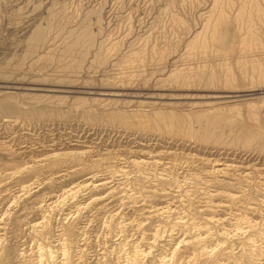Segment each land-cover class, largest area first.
Masks as SVG:
<instances>
[{"label":"rangeland","instance_id":"obj_1","mask_svg":"<svg viewBox=\"0 0 264 264\" xmlns=\"http://www.w3.org/2000/svg\"><path fill=\"white\" fill-rule=\"evenodd\" d=\"M253 1L0 0V100L13 96L22 107L16 117L0 115L1 264H41L40 247L45 257L55 254L43 264H63L64 240L68 264H126L136 247L150 251L144 264L164 256L189 264L193 250L178 241L196 232L195 223L216 236L226 226L234 231L244 214L264 228V0ZM217 18L221 34L202 47L201 38L211 37L206 24ZM85 23L97 43L85 57L64 55ZM42 26L47 46L36 50ZM198 32L204 36L194 39ZM58 153L64 162L53 167L48 156ZM227 165L224 174L211 172ZM105 180L106 188L96 186ZM111 186L118 189L110 196ZM66 187L78 192L65 195ZM220 190L239 200L209 198ZM95 194L102 202L92 201ZM167 205L171 217L151 212ZM216 214L230 224L205 223ZM180 217L192 223L176 224ZM42 218L46 231L33 227ZM155 230L158 245L150 249ZM220 245L190 264H247L234 256L247 246L234 243L231 260Z\"/></svg>","mask_w":264,"mask_h":264},{"label":"bare ground","instance_id":"obj_2","mask_svg":"<svg viewBox=\"0 0 264 264\" xmlns=\"http://www.w3.org/2000/svg\"><path fill=\"white\" fill-rule=\"evenodd\" d=\"M257 1V0H256ZM252 5H254V1L252 0ZM216 4V3H215ZM256 4V3H255ZM258 6V5H257ZM256 6V8H255V6H254V8L255 9H258V7ZM244 8H245V6H243ZM249 7V6H248ZM253 7V6H252ZM244 8H241V10L242 9H244ZM247 8V7H246ZM245 10V9H244ZM247 10V9H246ZM258 11L260 12V10L258 9ZM244 12V11H243ZM248 12H250V11H248ZM256 12H257V10H256ZM247 13V12H246ZM220 15L221 16H224V12L223 11H221L220 12ZM243 16V14L241 15V17ZM98 19V18H97ZM95 20V19H94ZM93 21V20H92ZM91 21V22H92ZM96 22V21H95ZM97 23V22H96ZM100 23V22H99ZM99 23L97 24V25H99ZM86 24V23H85ZM92 25V24H91ZM91 25H90V23L88 24H86V26L85 27H83L84 29L81 31V33L80 34H78L73 40H71L70 42H68L65 46H64V50L63 51H65L64 52V55H66V54H68V55H74V54H81V55H85L84 53L86 52V51H89V49H91L95 44V42H94V40L96 39L95 37V33H93V29L91 28ZM93 26V25H92ZM96 26V25H95ZM94 26V27H95ZM99 27V26H98ZM219 27H220V25H219V21H218V18H217V20L215 21V22H210V24H206V26H205V28H207V29H210L211 31V37H209V39L207 38V37H205L204 36V34H202V32H198L199 34H197V36L194 38V39H199L200 37H201V35H203L202 37L203 38H201V42H200V44L202 45V47H209L208 45H209V43L211 42V40H214V38H216V33H218V32H220L219 31ZM38 29H39V27L36 29V31H35V33H34V40H36V41H32V44H34V47L36 48V50L38 49V47L40 46V45H44V46H47V45H45V43L46 42H44L43 40H42V38H43V35H44V32H45V28L42 26L41 28H40V30L38 31ZM207 29H205L206 31V34H208L207 33ZM38 32V33H37ZM209 32V31H208ZM210 32H209V34H210ZM97 33V32H96ZM102 34V33H101ZM218 34H221V32L220 33H218ZM224 34V33H223ZM249 35V34H248ZM95 36V37H94ZM206 36H210V35H206ZM98 38V37H97ZM249 38H252V37H249ZM244 39H246L247 40V38L245 37ZM40 40V41H39ZM98 41V40H97ZM198 41V43H199V40H194V42L196 43ZM243 41V40H242ZM67 42V41H66ZM247 42V41H246ZM42 43V44H41ZM64 43H65V41H64ZM63 43V44H64ZM97 43V42H96ZM192 43V42H191ZM212 43V42H211ZM103 42H101L100 43V47H99V50L101 51L102 50V47H103ZM43 45L42 46H40V47H42L43 48ZM193 45H194V43H193ZM59 46H61V45H59ZM133 46V45H132ZM192 46V45H191ZM200 46V45H199ZM242 46V45H241ZM32 47V46H31ZM33 47V48H34ZM51 47V46H50ZM195 47H196V45H195ZM49 48V47H48ZM59 48V47H58ZM197 48V47H196ZM29 49V48H28ZM53 49V48H52ZM61 49H63V48H61ZM35 50V51H36ZM29 51H30V49H29ZM196 51V50H195ZM199 51V50H198ZM205 51V50H204ZM28 52V51H27ZM31 52V51H30ZM190 52V51H189ZM63 53V52H62ZM49 54V53H48ZM89 54V53H88ZM95 54H97L98 55V52L97 53H95ZM94 54V55H95ZM100 54H101V52H100ZM61 55V54H60ZM139 55V54H138ZM137 55V56H138ZM36 56V55H35ZM62 56V55H61ZM82 56V57H83ZM85 56H87V55H85ZM84 56V57H85ZM60 57V56H59ZM63 57V56H62ZM81 57V58H82ZM94 57V56H93ZM116 57V56H115ZM136 57V56H135ZM141 57V56H140ZM197 57V56H196ZM69 58V57H68ZM134 56H130L129 58H128V60H127V62H132V61H134ZM137 59H139V57H136ZM73 59V58H72ZM86 59V58H85ZM40 60V59H39ZM53 60V59H52ZM61 60V59H60ZM69 60V59H68ZM71 60V59H70ZM95 60V59H94ZM125 60V59H124ZM142 60V59H141ZM79 61V60H78ZM81 63H82V61H80ZM253 62V61H252ZM252 62H251V64H252ZM23 63V62H22ZM75 63V62H74ZM94 63V62H93ZM133 63V62H132ZM258 63L256 64V63H254V67H256L255 68V70L256 71H259V72H261L262 71V67H261V65L259 64L258 66ZM78 66H79V63H78ZM77 66V67H78ZM80 67V66H79ZM63 68V67H62ZM122 69V68H121ZM64 70V69H63ZM71 70V69H70ZM254 71V70H253ZM65 72V71H64ZM187 72V71H186ZM79 73V72H78ZM261 74V73H260ZM69 75V74H68ZM82 75V74H81ZM175 74H173L172 75V77L174 76ZM127 76V75H126ZM176 76V75H175ZM187 76V75H186ZM192 76V75H191ZM121 76H119V78H120ZM52 78V77H51ZM126 78V77H125ZM178 78H180V77H178ZM184 78V77H183ZM211 79H213V78H211ZM210 79V80H211ZM56 80V79H55ZM80 80V79H79ZM108 83V82H107ZM110 85V84H109ZM117 85V84H116ZM12 97V98H11ZM11 97H9V98H4V99H2V100H0V115H4L5 117H16V115H18L19 113H21L22 112V107H21V105H20V103L19 102H17L14 98H13V96H11ZM61 98V97H60ZM107 100V99H106ZM84 101V100H83ZM78 102V101H77ZM76 102V103H77ZM80 102V101H79ZM29 103V102H28ZM103 104V103H102ZM210 104V103H209ZM57 106V105H56ZM43 107V106H42ZM89 110V109H88ZM90 110H92L91 108H90ZM90 110H89V112H90ZM30 111V110H29ZM58 111V110H57ZM62 111V110H61ZM93 111V110H92ZM24 112V111H23ZM32 113L34 112H41V113H44L45 114V112H44V110L43 109H41V110H33V111H31ZM87 112V111H86ZM113 113V112H112ZM118 113V112H117ZM40 114V113H39ZM125 115L124 116H127V117H129L130 115L129 114H127L126 115V113H124ZM137 114V113H136ZM35 115H36V113H35ZM115 115V114H114ZM133 115V114H132ZM138 115H140V114H138ZM143 115V114H142ZM137 116V115H136ZM144 116V115H143ZM147 116V115H146ZM159 116V115H158ZM59 117V116H58ZM142 117V116H141ZM160 117V116H159ZM167 117V116H166ZM126 118V117H125ZM130 118V117H129ZM174 118V117H173ZM172 118V119H173ZM158 119H160V118H158ZM142 120H144V119H142ZM150 120V119H149ZM170 120V119H169ZM7 121V120H6ZM8 121H10V120H8ZM149 122H151V121H149ZM165 122V124L167 125V126H173V122L174 121H164ZM181 122V121H180ZM142 123V122H141ZM148 123V122H147ZM177 123V122H176ZM144 124H145V122H144ZM159 124V123H158ZM164 124V125H165ZM182 124V123H181ZM146 125H150V124H146ZM176 125H178V124H176ZM167 126H165V127H167ZM180 126V125H179ZM177 127V126H176ZM178 128V127H177ZM173 129V128H172ZM171 132V131H170ZM164 147V146H163ZM56 153V152H55ZM60 153V152H59ZM54 154V155H51V156H48V157H51L52 159V161H51V164H52V166L53 167H55V166H60L61 165V163H63L64 161H63V158H62V155L60 156V154ZM75 153V152H74ZM172 154V153H171ZM67 155V154H66ZM78 156V155H77ZM46 158V157H45ZM47 159V158H46ZM76 159V158H75ZM45 160V159H44ZM63 161V162H62ZM136 165H139V166H143L145 163H147V161H145V160H134L133 161ZM157 162V161H156ZM46 163V162H45ZM152 163V162H151ZM41 164V163H40ZM48 164H50L49 162H48ZM65 164V163H64ZM97 164V163H96ZM67 165V164H66ZM98 165V164H97ZM96 165V166H97ZM214 166H218L217 164H215ZM213 166V168H212V170H211V172L212 173H217V172H222L223 173V170L224 169H227L228 170V168L230 167V165H227V167H225V168H216V167H214ZM34 167V166H33ZM137 167V166H136ZM21 168V167H20ZM52 168V167H51ZM53 169V168H52ZM13 171V170H12ZM19 171V170H18ZM81 171V170H80ZM172 171V170H171ZM11 172V171H10ZM153 172V171H152ZM224 174V173H223ZM260 174V173H259ZM8 175V174H7ZM26 175V174H25ZM163 175V174H162ZM168 175V174H167ZM217 175V174H216ZM157 176V175H156ZM159 176V175H158ZM158 176H157V179H158ZM164 176H162V177H160L159 179L161 180H163V183L165 182L166 184L168 183V181H169V179H168V181H167V179H165V178H163ZM170 178V177H169ZM118 179V178H117ZM156 179V180H157ZM109 180V179H108ZM107 180V182H106V180L104 181V182H102L101 184H97L96 186H100V187H105L106 188V186L110 183L109 181ZM161 180V181H162ZM80 181V180H79ZM167 181V182H166ZM170 181H172V180H170ZM145 182V181H144ZM221 182V181H220ZM220 182H218V183H220ZM223 182V181H222ZM78 183V182H77ZM77 183H76V185H77ZM82 184V183H81ZM81 184H79L78 186H80V187H82L83 188V184L81 185ZM214 184V183H213ZM227 185H229V186H232L233 187V183H231V182H227L226 183ZM24 185V184H23ZM74 185V184H73ZM87 185H89V183L87 184H85V186H87ZM113 185V184H112ZM115 185V184H114ZM161 185V184H160ZM116 186V185H115ZM115 186H111V187H109L110 189H108V190H110L109 191V194H110V196H111V194L112 193H114L115 191H117L116 189H118L117 187H115ZM214 186H215V184H214ZM23 187V186H22ZM26 187H28V188H25V189H22V190H29V187H30V184H29V186H26ZM76 187V186H75ZM119 187V186H118ZM66 188H69V187H66ZM76 188H69V190L67 189H65V191H64V194L66 195H68V194H73V193H75V191H77V190H75ZM78 189H81V188H79L78 187ZM75 190V191H74ZM159 190V189H158ZM30 191V190H29ZM222 191H223V189H222ZM221 190L220 191H216V193L214 192V193H208L209 194V198H218V197H224V196H226L225 198L227 199H230V200H232L233 202H236V201H238L239 200V194L237 195L236 193H233V192H229V193H226V192H222ZM78 192V191H77ZM120 192V191H119ZM123 194H125L124 196H126V193H123ZM161 194V193H160ZM164 194V193H163ZM96 195V194H95ZM165 195V194H164ZM241 195V194H240ZM128 196V195H127ZM104 196L102 195H96L94 198H93V202L95 201V202H97V201H101V200H103L104 198H103ZM188 197V196H187ZM40 199V198H39ZM58 201V200H57ZM212 201V200H211ZM231 201V202H232ZM56 202V201H55ZM102 202V201H101ZM213 202V201H212ZM211 203V202H210ZM51 204V203H50ZM124 204V203H123ZM213 204H215V207H217V209L218 208H222L223 209V207H225L224 205L225 204H223L222 202H217V203H214L213 202ZM241 204V203H240ZM209 204H207V206H208ZM226 205H229V204H226ZM213 206V205H212ZM250 206V205H249ZM214 207V206H213ZM227 207V206H226ZM41 208V207H40ZM205 208H207V207H205ZM250 208V207H249ZM154 209V208H153ZM208 209V208H207ZM212 208H210V210H211ZM215 209V208H214ZM227 209V208H226ZM226 209H224V210H226ZM174 208L172 209L171 207H170V205H167V206H160V207H158V208H156V209H154V211H151L152 213H154V214H157V215H160L161 217H168L169 216V214H171L172 215V213H174ZM190 210V209H189ZM209 210V209H208ZM209 210V211H210ZM216 210V209H215ZM215 210H213V212H211V213H216V211ZM219 210V209H218ZM250 210L252 211V208H250ZM254 210V209H253ZM46 211H48V210H46ZM250 211V212H251ZM35 212V211H34ZM253 212H255V211H253ZM207 213H209V212H207ZM241 214V213H240ZM28 215V214H27ZM171 215L169 216V217H171ZM218 214H216V215H207L204 219H205V223H217L218 225L220 224H222V225H224V224H226V223H228L229 222V224H230V222H231V218L230 217H228V216H226V217H223V216H217ZM253 215V214H252ZM49 216V215H48ZM192 217V216H191ZM249 217H251V216H249ZM48 218V217H47ZM47 218H42L43 220L42 221H38V223L37 224H35L33 227H37L38 225H42V228H43V231L46 229H48L49 228V223L47 222ZM237 220H236V219ZM235 218H233V219H235L236 220V223L233 221V223H235V226L237 227L234 231H231L230 229H227L226 227H224V228H222L221 229V231L220 232H218L217 234H216V236H214L212 233H211V230H210V228L208 229L207 228V226H206V228H202V226H200L199 224L197 225L196 223L194 224V227L193 228H195V230H196V232L192 235L191 234V236H185V237H181L182 239L180 240V241H178L179 243H183V244H187L188 245V247H189V245H190V247L192 248V250H193V256L190 258V260H189V264H190V262L191 261H193L192 259L193 258H195V260H196V258H200V255H206V258L207 257H209V256H211V254L213 255V253L216 251V250H219V249H221V248H219L218 249V246L220 245V243H222L223 245H225V244H227L225 247H224V249H230V251H229V256L231 255V256H233V254H231L232 252H233V249L234 248H236L237 246H236V244H235V246L236 247H234V243H240V244H242V248L244 247V248H246V246L248 247L246 250L244 249V250H241L242 251V253L238 256V257H236V255H234L235 256V258H239V261L240 262H242L243 263V261H244V263H247V264H264V261L262 262V260H264V246H262V245H258V243H257V240L255 239V236H256V238L259 236V238H264V237H262V236H264V228H263V224L261 223V221H262V219H260V221H258L257 219H253V217L252 218H248V216L246 215H244V214H242V215H240V218H237V217H235ZM248 219L246 222H247V224L245 223L244 225H247L246 227H245V229H243L241 226V222H242V220L243 221H245V219ZM264 218V217H263ZM183 219H184V217H180V219H178V221L177 222H175L176 224H183L182 226H186V227H188V224L189 223H192V221L190 220V222L188 223L187 222V219L185 220V221H183ZM192 219V218H191ZM168 220V219H167ZM172 220H175V219H172ZM169 221V220H168ZM48 223V224H47ZM174 223V225H176ZM188 223V224H187ZM264 223V222H263ZM124 224V223H123ZM121 225V224H120ZM190 225V224H189ZM208 225V224H207ZM234 225V224H233ZM124 226V225H123ZM140 226V225H139ZM177 226V225H176ZM205 226V225H204ZM214 226H216L215 224H214ZM172 227V226H171ZM230 228L232 227V226H229ZM241 227V228H240ZM244 227V226H243ZM173 228H174V226H173ZM191 228H192V226H191ZM233 228V227H232ZM170 229V228H169ZM175 229V228H174ZM45 230V231H46ZM36 231V230H35ZM156 231V230H155ZM161 231V230H160ZM185 231V230H184ZM214 232V231H213ZM161 233V232H160ZM150 234V233H149ZM241 235H243V238H241L240 236ZM251 236H254L253 238L251 237ZM261 236V237H260ZM144 237V236H143ZM150 237H152L151 239H150V242H148L147 244L149 245L148 247L151 249V248H153V247H155L156 246V244H157V240H158V238L160 237V235H159V233H158V230L152 235V236H149V238ZM238 237H240V238H238ZM29 238V237H28ZM145 238V237H144ZM148 238V237H147ZM215 240L217 243L219 242V244L218 245H216V247H214V248H212L211 246H210V244L208 245L207 243L208 242H210L209 240ZM258 239V238H257ZM147 240V239H146ZM213 240V241H214ZM239 240V241H238ZM214 241V242H215ZM229 241V242H228ZM236 241V242H235ZM177 242V243H178ZM184 242H186V243H184ZM62 243V241L60 242V244ZM125 243V242H124ZM145 243H146V241H145ZM178 243V244H179ZM213 243V242H212ZM126 244V243H125ZM146 244V245H147ZM174 244V243H173ZM214 244H216V243H214ZM260 244V243H259ZM40 245V244H39ZM136 245V244H135ZM158 245V244H157ZM180 245V244H179ZM178 245V246H179ZM213 245V244H212ZM264 245V244H263ZM49 246V247H48ZM48 246H46V247H48L47 249H49L50 248V246H51V244L50 245H48ZM61 247H63L62 248V250H63V255H64V258H62L63 259V264H68V258L67 257H69L70 255H69V249H68V243L64 240L63 241V243L60 245ZM121 246V245H120ZM134 246V245H133ZM215 246V245H214ZM221 246V245H220ZM141 247V246H140ZM147 247V246H146ZM175 247V246H174ZM222 247V246H221ZM39 248V247H38ZM41 249V251H40V257H42V258H39V259H41L40 261H39V263L41 262V264H43V261H44V259H43V256H44V252L45 251H43L44 250V247H40ZM142 248V247H141ZM217 248V249H216ZM47 249H46V251H47ZM50 249H52V248H50ZM49 249V250H50ZM132 249H133V247H132ZM146 249V248H145ZM155 249V248H154ZM174 249V248H173ZM178 250V248H177V246L175 247V250ZM48 250V251H49ZM53 250V249H52ZM149 250V249H148ZM172 250V249H171ZM175 251V253L176 252H179V251ZM222 250H223V248H222ZM221 250V251H222ZM54 251V250H53ZM52 251V252H53ZM154 251V250H153ZM220 251V250H219ZM39 252V251H38ZM132 253L128 256V258H126L127 260H126V264H144V262H143V259H144V257H145V255H148L149 253H150V251H144L143 249L141 250H139V247H136L133 251H131ZM174 252V251H173ZM172 252V253H173ZM47 253V252H46ZM228 253V252H227ZM234 254H235V252H233ZM52 254V256H50V253L48 252V256L49 257H51L52 259H53V254H54V252L53 253H51ZM164 254V253H163ZM177 254V253H176ZM218 254V253H217ZM222 254V253H221ZM55 255V254H54ZM69 255V256H68ZM38 256V255H37ZM47 256V257H48ZM152 256V255H151ZM176 256V255H175ZM228 256V257H229ZM234 256L231 258V260L234 258ZM39 257V256H38ZM37 257V258H38ZM45 257V256H44ZM47 257H45V258H47ZM48 257V258H49ZM170 257V256H169ZM178 257V256H177ZM176 257V258H177ZM226 257V256H225ZM67 258V259H66ZM161 258V260L160 261H158L157 263L156 262H153L152 264H154V263H156V264H169V262H168V260L169 259H171V257L170 258H168V260L166 259L167 257L166 256H164V257H160ZM176 258H174V259H176ZM211 258V257H210ZM224 258V257H223ZM234 258V259H235ZM61 259V260H62ZM172 259H173V257H172ZM172 259L170 260V264H171V261H172ZM219 259V258H218ZM1 260V259H0ZM3 260V259H2ZM46 260H51V259H46ZM124 260V259H123ZM159 260V259H158ZM200 260H201V258H200ZM229 260V259H228ZM238 260V259H237ZM236 260V261H237ZM147 261V260H146ZM174 261V260H173ZM197 261V260H196ZM205 261V260H204ZM214 261H216V260H214ZM226 261V260H225ZM230 261V260H229ZM47 262H50V261H47ZM61 262V261H60ZM76 262H78V261H76ZM115 262V261H114ZM218 262H219V260H218ZM2 262H0V264H1ZM44 263H45V261H44ZM52 263V262H51ZM194 263V262H193ZM232 263H235V262H232ZM237 263H238V261H237ZM236 263V264H237ZM37 264H38V262H37ZM47 264V263H46ZM78 264H80V263H78ZM186 264V263H185ZM188 264V263H187ZM192 264V263H191ZM195 264V263H194ZM222 264H224V262L222 263ZM226 264H231V263H226ZM240 264V263H239Z\"/></svg>","mask_w":264,"mask_h":264}]
</instances>
